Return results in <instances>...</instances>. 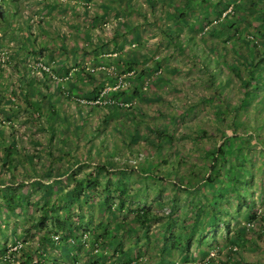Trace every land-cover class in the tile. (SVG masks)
Returning <instances> with one entry per match:
<instances>
[{
  "label": "rangeland",
  "instance_id": "1",
  "mask_svg": "<svg viewBox=\"0 0 264 264\" xmlns=\"http://www.w3.org/2000/svg\"><path fill=\"white\" fill-rule=\"evenodd\" d=\"M138 5L133 10L141 15V8L146 7V3ZM208 26L190 33V41L173 24L169 27L175 35L171 42L166 40L163 31L154 32L161 44L142 47L145 54L142 64L155 65L158 59L161 73L152 74L153 80L145 91L122 100L112 96V92H131L130 79L117 69V74L122 76L120 83L118 78L111 80L108 75L102 76L97 69L104 64L102 62L92 65L89 64L92 59L85 57L82 62L70 63L68 72L60 76L57 72L64 68L57 69L53 56V59L46 57L49 59H44L41 62L44 67L38 70L40 62H32V54L27 55L24 47H19V39H13L16 44L11 46L12 51L0 47L1 54L14 55V65L10 62L6 66L0 58V145L14 143L19 151L18 158L23 159L21 164L10 161V165L5 166V160L1 158L7 156L11 159L16 152L14 147H10L9 152L2 150L1 155L0 150V246L22 238L24 233L32 238L33 246L42 229L26 231L40 216L48 214L46 223L59 233L61 231L54 223L67 219L79 226L76 237L88 236L93 230H107L112 237L116 234L119 239L113 242V246L120 247L118 249L126 251L127 255L120 257L118 253L114 264H133L135 261L147 264L154 261L157 264L160 260L183 264L180 262L182 254L184 259L192 260L198 255V250L205 251L206 262L217 256L222 259L241 254L244 258H251V261L246 258V264H264V224L259 221V217L264 215V111L257 110L252 99L247 107H239L240 100L246 97L241 82L248 77L246 62L259 58L262 44L256 41L257 54L246 60L237 52L245 54V41L236 47L230 38L226 45L218 42L213 46L217 52L224 49L223 57L227 61L224 63L223 59L220 62L215 50L202 38L208 37L211 28L210 24ZM6 32L0 30L1 38H5L3 34ZM103 32L105 37L115 36L112 27L105 28ZM13 36H16L15 31ZM6 39L9 44L11 38L7 36ZM178 40L184 49L174 46ZM135 47H123V60L126 53L136 54L138 49ZM20 55H24V59L15 63L22 59ZM91 66H94V79L84 77L83 69L88 70ZM141 66V62L135 64L137 69ZM233 66L242 72L240 76L232 69ZM214 68L218 72L212 77L209 71ZM260 68V72L264 71V65ZM9 71L10 78H4V73L7 75ZM18 72L20 76L15 75ZM21 74L25 77L22 78ZM31 76L41 86L35 95L42 100L47 108L45 111L37 112L27 106L25 97H29V92L25 88ZM67 81L74 83L79 92L70 94ZM23 82L26 83L25 88H22ZM96 85L98 97L87 99L79 96L80 91L81 94L86 93ZM260 94H264V84ZM114 101L119 102L121 109L116 110L112 106ZM220 102L227 107L224 123L220 122L217 114ZM50 115L55 119L52 120ZM239 119L244 120V127L235 130ZM156 134H163L171 140L159 148L155 144ZM249 135L255 137L248 138ZM229 136H235V142H243L246 136V147L252 148L253 142L257 147H253L243 162L246 173L242 180L236 182L235 186H239L237 191L229 190L232 187L227 180L223 182V190L222 187L217 188L222 195L215 202L214 209L209 196L211 193L205 194L207 190L201 180L202 176L214 175L218 170L222 157L214 152ZM232 146L233 143L226 145L227 150H232ZM160 153L164 154L163 159L174 160L176 165L171 167L163 160L158 161ZM103 157L116 166L108 165ZM227 157L236 167L239 160L232 156V152H228ZM13 167L17 170L10 172ZM212 167H216L214 171ZM175 175H180L183 180H176ZM186 176L197 186L188 184ZM57 180L61 182L56 184ZM33 181L40 184H32ZM77 181L83 183L81 189L76 187ZM117 181L125 189V195L117 189ZM88 182L95 183L90 190L86 189ZM27 189L29 195H21L26 203L21 208L10 212L2 205L7 192L19 194L28 192ZM65 193L69 194L67 199L60 198ZM44 205L47 209L52 206L57 209L55 213H45ZM198 207L201 211L195 213L200 210ZM192 208L197 209L192 211ZM142 210L149 213L145 223L135 219L136 212ZM250 213H255L258 218L248 229L246 224ZM121 222L122 229L118 227ZM122 230H125L123 234ZM240 232L246 236L242 243L235 238ZM85 244L90 247L89 237ZM69 249L68 245L62 244L56 259L64 263L61 257H65L64 260L69 262L71 256L64 253ZM211 251H214L213 256ZM49 264L55 263L51 261Z\"/></svg>",
  "mask_w": 264,
  "mask_h": 264
},
{
  "label": "crops",
  "instance_id": "2",
  "mask_svg": "<svg viewBox=\"0 0 264 264\" xmlns=\"http://www.w3.org/2000/svg\"><path fill=\"white\" fill-rule=\"evenodd\" d=\"M253 1L254 0H218L214 2L210 0H30L28 2L27 0H1L0 30L7 32L3 34L5 38H1L0 35V47H6V49L12 51L11 46L16 44L13 39H19V47L22 49L24 47L27 55L32 54L34 59L32 61L33 63H41L44 59H49L46 57L53 59V56L56 59L57 69H61L60 67L64 68V70L58 71L57 75L63 76L65 72H68L67 67L70 63L76 61L82 62L85 60V57L91 58L92 60L90 61L96 60L99 63H120L122 61L121 57H124L122 54L123 47H130L133 43H136L139 52L142 51V53H144L142 47H156L161 44L160 39L153 34L154 32L163 31L166 33V40L168 41L169 33H167V31H170L169 27H171L172 24L178 26L179 31L185 36H188L193 30L197 32L199 26L203 23H206L207 26L210 24L213 38V41H211L212 45H216L218 42L224 40L228 42L229 38L233 39L232 41L235 47L240 45L239 43L243 42V40H249V38L250 40L253 39L252 41L254 43L258 41V43L263 45L262 41H264V39H262V35H264V29L261 28L262 26L259 23L260 18L254 16L257 17L254 19L251 16V11L246 10ZM255 1V5H258L259 8L262 7L263 3L261 1L263 0ZM138 3H140V5L146 3V7L141 8V15H138V12L133 10L139 6ZM230 5L233 7V15L222 17L223 11ZM180 14L183 16L177 19ZM112 23L113 25H110ZM225 24H231L232 26L226 29L224 26ZM107 25L109 26L105 27ZM110 27L114 30L115 36H113V38L111 36L105 37L103 32L105 28ZM200 30H202L201 27ZM14 31L16 36H13ZM249 31L253 34H250ZM47 35L49 36L46 37ZM7 36L11 38L9 39V41H12H10V45L6 42ZM122 44H124V46L120 49ZM251 44V41H247L246 44H244L246 46V55L248 54L247 50L250 48ZM32 47L35 48L33 49ZM9 54V59L5 60V62L8 63L6 66L9 65L10 62H12V64L14 62V60H12L14 57L13 53ZM24 55H20L22 59L15 63H21L24 59ZM9 74H11L10 71L7 73L8 76L2 73L6 79L10 78ZM15 75L20 76V72ZM21 77H25V74H21ZM32 77L34 76L30 77L26 88L24 86L26 83L23 82L22 85V88L27 89L28 92V85L35 82L32 80ZM35 85L41 88L39 84L35 83ZM66 85L70 84L67 83ZM38 99L39 97L35 98V100ZM57 104L58 102H56L55 105ZM4 146L14 147L17 152L14 143ZM10 172H12V170ZM5 211L7 212L6 208ZM239 234L240 235L235 238L236 240H241L242 243L246 239V236L244 233ZM22 237L26 236L23 235ZM62 244L68 245L66 241H62L60 245L56 244L55 246L49 244L52 248L49 250L44 249L46 257L44 255L40 256V259L43 261V263L40 264H49L51 261L55 264H62L63 262L61 260L58 261V258L56 259L58 255L57 250ZM68 246L70 247L69 251L67 250L64 253H68V255L71 256V260L68 262L64 260L65 257H61L64 264H114V261H116L113 259L114 257H109L110 255L101 256V258L96 261L93 257L95 254L92 251H84L81 245ZM121 251H123V253L120 257H125L127 255L126 251L122 249ZM53 255L55 256L52 257ZM206 255L205 251L198 250V255L194 259L186 260L184 259L185 255L182 254L180 262L183 264H246V258H248V261H251L249 256L244 258L241 254H234L232 256L222 257V259H219L217 256L206 262L204 261ZM60 256H62V254H60ZM152 264H155L154 261ZM157 264L171 263L166 260H160Z\"/></svg>",
  "mask_w": 264,
  "mask_h": 264
},
{
  "label": "trees",
  "instance_id": "3",
  "mask_svg": "<svg viewBox=\"0 0 264 264\" xmlns=\"http://www.w3.org/2000/svg\"><path fill=\"white\" fill-rule=\"evenodd\" d=\"M254 1H253V3H251L250 6L247 7L246 10L251 11V16L253 18H254V16H259V18H260L259 23L262 26L261 28L264 29V0L261 1L263 3V5L260 8L258 7V5H255L256 1L255 2ZM235 8H236V5H235ZM234 11H235V9H234ZM227 15H233V14H227ZM182 16H183L182 14L178 15L177 19L181 18ZM205 25H207V24L203 23L201 26H199L198 31H200V27L203 28ZM224 26L227 29V27L230 28L232 25L231 24H225ZM190 29H192V28H190ZM196 29H197V27H196ZM171 31L172 30L167 31V33H169V36H168V41L169 42H171L172 37L175 36L173 32L171 33ZM193 32H195V31L193 30L191 33H193ZM191 36H192V34H189L187 36V39L189 41L192 39ZM202 38L205 39V42H207L209 47H212L213 51L215 50L214 52L216 54L217 61L221 62V60H223V59L225 60V58L223 57L224 49L221 48L222 51L220 50V52H217L216 51V47L212 45L211 41H213V38H212L211 28L208 30V37L203 36ZM226 38H228V37H226ZM262 39H264V35H262ZM252 40H250V38H249V40H247V41H251V43H252L250 48L247 50L248 54L246 55V54H242L241 52H238L239 57H243V59L247 60L249 58H253V56L255 54H257V51L255 50L256 49L255 48V44H254V42ZM243 41L247 42L246 39L243 40ZM262 42H263V45H262L261 53L258 52L259 58L256 61L249 60V61L246 62V72H247L248 77L247 78L245 77V79H241V82L244 85V89H245L244 93H245L246 97H244V98H242L240 100L239 107H247V103H249V101H251V99H252V101L257 105V110H263L264 111V94H260L259 95V91L261 89V86L264 84V71L260 72V70H262L260 67H263V65H264V41H262ZM175 44L176 45H174V46H176V48H178L180 50L184 49L181 46V40H178V42H175ZM222 44L226 45V40L222 41ZM123 46H124V44H122L120 46V49H122ZM195 47H197V46H195ZM135 48H137V47H135ZM137 49H139V48H137ZM128 50L130 51V48H128L127 51ZM131 51L134 52L132 49H131ZM139 53H141V54H139ZM133 54L131 53V55H129V53H126V59L123 60L124 57H121L122 61L120 63L119 62H112L113 64H111V63H107V64L104 63L103 64V65H106V66L114 65L115 68L117 70H119L120 73H121V71L124 74L125 73H129L131 70H133L134 73H135V74H132L130 76L127 75L128 79H130V83H131V86H130V91L131 92H129V90L127 92L122 91V90H119L116 93L112 92V96H115V97L117 96V98H120L119 100L125 99L126 96L131 97L133 94L137 95L138 93L145 91V90L142 89V82L145 80L146 77H148L149 75L152 74V70L156 71L158 68H160V63H159L158 59L156 60L155 65L152 64V65H149V66H147V65L144 66L142 64V62H144L145 54H143L142 51L139 52V50H136V54H134V55ZM142 56H143V58H142ZM236 60H238V58ZM93 61L94 62L91 61L90 64L94 65V63L95 64L99 63L96 60H93ZM140 62H141V65H142L141 69H137L135 67V64L140 63ZM226 62L227 61L225 60L224 63H226ZM123 64L125 65V67L123 66ZM230 67H232V66L230 65ZM91 68H94V66H91ZM91 68H88V70H84L83 69V72L85 71L84 77L86 76V77H89V78L91 77L92 79H94L93 78L94 70H91ZM232 69H234V71L236 72V74L238 76H240L242 74V72L239 70V68L237 66L236 67L233 66ZM98 72L102 76H107L108 75L107 77H109V79H111V80L117 78L116 75L111 74V73L107 72L104 69H101V70L98 69ZM217 72H218L217 68H214L213 70L209 71L210 76H212V77L215 76L214 74H216ZM118 75H120V74H118ZM157 77H159V76H157ZM67 83L70 84V85H67V88L69 90L71 89L70 90V94H73V93H75L77 91L79 92L78 87L75 86L74 83H72L70 81H67L66 84ZM38 88H40V87L36 86L35 82L33 84L32 83L29 84L28 85L29 97L28 98L25 97V99L27 101L26 102L27 106L31 107L34 111L42 112V111H45V109H47V108H45V105L42 104V100L41 99L35 100V98L37 97L35 95V93L38 91ZM97 88H98V86L96 85V86H94L92 88V90L87 91L86 93H82V94H81V91H80L79 96H81L83 98H87V99L98 97L99 92L95 91ZM225 98L229 99V97H227V96H225ZM218 105L220 107V109L217 111L218 118L220 119L221 123H224L223 115H224V113H226L227 107L224 106V104L222 102H220ZM112 106H114V108L116 110L117 109H121V107L118 106V103L116 101H114ZM221 113H223V114H221ZM50 116H51L52 120L55 119L54 117H52V115H50ZM53 116H54V113H53ZM236 124H237V126H236L235 130L241 129V128L244 127V120H240L239 119ZM225 127L226 126L224 125L223 128L225 129ZM229 127H230V125H229ZM224 133L225 132H223V134ZM253 136L255 137V135H249L248 138H252ZM258 136H261V135H259V133H258ZM155 138H156L155 139L156 140L155 144L159 148L163 147V145L169 143L170 140H171V138H169L168 136H163V134L162 135L161 134H156ZM235 138H236L235 136L234 137L233 136H229L226 141H224L222 144H219L217 146L216 152H214L215 151V147H213L212 152H214L218 156L222 157L221 158L222 160L220 162L219 167L217 168L218 170L215 171L216 173L214 175H212L210 173L206 177L202 176L203 178L201 180V184L207 190L205 192V194L209 195V193H211L209 196H211V198H212L211 200L214 202V203H212V206H214V209H215V202H217L220 199L221 195H222L221 190L224 189L223 188L224 187V184H223L224 181L227 180L229 182V184H231L232 188L229 189L230 191H234V192L237 191V188L239 186H235V184H236L237 181L242 180V177H244V174L246 173V168L244 167V163L243 162L247 158V156L249 155V153L253 149V147H257V143L256 142H253V147L252 148L246 147L247 146L246 145L247 144L246 143V141H247L246 136L243 137V142H241V141L235 142ZM230 143H233L234 146H232V150L230 148H228V149H230V151H228L227 148H226V145H229ZM263 144H264V141H263ZM0 147H1V145H0ZM10 147L11 146L1 147V152L3 153L2 150H5L6 152H9ZM15 152H16V150H15ZM228 152H229V154H231V152H232V156H235V158L237 160H239L238 161L239 163L237 164L236 167H234L230 163L229 158L227 157ZM16 154L11 159L8 158L7 156H5V158H3V157L1 158L2 161L5 160L4 161L5 166L6 165H10V161H14L16 165H17V163L21 164V162H23L22 157L18 158L19 157L18 151L16 152ZM163 158H164V154L160 153L159 157H158V161L163 160L165 162V164H167V165H169L171 167L174 164L176 165V162L174 160L167 161L166 159H163ZM107 159L103 157V161L107 162L108 161ZM109 159L111 160L112 158L110 157ZM109 164L116 166V164L108 161V165ZM13 168H14V170H13ZM13 168L11 169L12 172H14L16 170V167H13ZM56 168H57V165H56ZM214 168H216V167H212L213 171L215 170ZM230 171L231 172L234 171L235 174L234 173L233 174L229 173ZM186 177L188 178V181H187L188 184H190L192 187L193 186H197L196 183L194 185V183L190 182L191 180H189V176H186ZM175 178L178 181H182L183 180L182 177H180V175H175ZM33 182H32V184H40L39 181H37V182L35 181L34 183ZM60 182H61V180L55 181L56 184L57 183L59 184ZM23 183H21V185H23ZM94 185H95V183L88 182L86 184V187H87L86 189L90 190L91 188L94 187ZM116 185H117V189L120 190L121 194L125 195V193H126L125 189L120 187L122 185L119 183V181L116 182ZM82 186H83V183L81 181H77L76 182V187L81 189ZM218 187H222L221 190L217 191ZM7 189L10 190V187H7ZM27 191L28 192H25V193L21 192L19 194H14L12 192L11 193L7 192V194L9 193V195L8 196H7V194L4 195V200L1 202L2 205H5L6 208L8 210H10V212H13V210H15L17 208H21L22 204H26L22 200L21 195H24V197L28 196L29 195V189H27ZM67 194L68 193H65L64 195H61L60 198L64 197V199H67V197L69 195V194L68 195ZM82 195H83V193H82ZM25 199H27V198H25ZM76 199L78 200L79 198H76ZM122 205H123V198H122L120 207H122ZM56 209L57 208H54L53 206L48 208V209L45 208V205L43 206V212H45V213H47L48 211H50V213H55ZM196 209L192 208V211H195ZM200 211H201V209L200 210L197 209L195 211V213H199ZM148 215H149V213L147 211H145V210L144 211L142 210L140 212L137 211L135 219L145 223L147 221V219H148ZM47 216H48V214L46 216L45 215L44 216H40V218H38V220H36L34 224H31V227L29 229H27V231H26L28 233V231L30 229H32V228H35L34 230L42 229V233L43 234H42V237L40 238V245L41 246H43L45 244H48V245L51 244V239H50L49 235L52 232H55L54 228H52V226L50 224L46 223ZM248 217L250 219L249 221H253L256 218H258L255 213L248 214ZM259 218H260L259 221H264V215H261V217H259ZM54 226L56 227V229H60V231L62 233V239L63 240H66L68 236H70V237L72 236V238L76 239L77 242L81 241V239H82L81 235L79 237L78 236L76 237V235L78 233V230L80 229L79 226H77V225L75 226L73 223L69 222L67 219L66 220H62V221H60V220L56 221L54 223ZM118 227L120 229H122V227H123L122 222L118 223ZM128 228H129V226H126V229H128ZM94 231L96 232V234H94ZM123 231L125 232V230H122V232H121L122 234L124 233ZM240 233L243 234L244 232H240ZM261 233H263V232H261ZM25 234L26 233H24V235ZM115 236H116V234H114L113 237L109 236V232L107 230H104V231L93 230L91 232V234L89 235L90 247L88 248V251L91 252L92 249L95 246H97V247H99L101 249L99 254L93 255V257L95 258L96 261L99 260L101 258V256L108 255V253H106V250H109V249H110L109 251H112L113 253L116 252V253H119L120 255L123 253V251H121V249H118L120 247L113 246V244H114L113 242H115L116 240L119 239V237L116 238ZM117 244H120V242L118 243V241H117ZM105 247H106V249H105ZM5 249H6V244H1L0 251H3ZM134 264H147V263H142V262H136L135 261Z\"/></svg>",
  "mask_w": 264,
  "mask_h": 264
},
{
  "label": "built area",
  "instance_id": "4",
  "mask_svg": "<svg viewBox=\"0 0 264 264\" xmlns=\"http://www.w3.org/2000/svg\"><path fill=\"white\" fill-rule=\"evenodd\" d=\"M210 1H217V0H210ZM233 13V7L232 5H230L227 9H225L222 13V17H225L227 14H232ZM132 46H135V44H131ZM6 53V52H5ZM115 55V54H114ZM9 59V55L6 54L3 58V60H8ZM91 62V61H90ZM89 62V64H90ZM42 68L44 67L41 63L40 66H37V68ZM97 69H104L107 72L116 75V77L118 78V83L121 82V74L118 75L116 72V68L114 65H110V66H106V65H101L99 66ZM91 70H94V68H91ZM155 75H159V73H161V68H158L156 71H153L152 74ZM133 72L130 71L129 73H126L127 75H132ZM149 75L148 77L145 78V80L142 82V89L146 90L149 85L151 84V81L153 80L152 77L153 75ZM151 76V78H150ZM119 104V102H118ZM122 104V102L120 103ZM260 219V218H259ZM254 221H248L247 222V228L249 229V227L251 228L254 223ZM261 223L264 224V221H261ZM42 231V230H41ZM41 234L38 235L37 239H35V241H33L34 245L32 246V241H30L32 238L31 237H22V238H16L15 240L11 241L6 244V249L0 252V264H40L43 263V261L40 259L41 255H44L46 257V252L44 251V249L49 250L52 248V246H55L56 244H61L62 241H66V243L68 245H81V248L84 251H88V248L86 247V241H87V237H89V235L87 236V234H84V237H82L80 242H77L76 239L72 238V236H68L66 240L62 239V234L59 232H52L49 237L51 239V244L52 246L45 244L43 246L40 245V238L42 237V232H40ZM32 236V235H30ZM85 244V245H84ZM110 250V249H109ZM106 250V253H112L110 254V256L114 257L113 259L116 260V256H118V253H113L112 251ZM101 251V249L97 246H95L92 249V252L97 255L99 254ZM90 252V251H88ZM115 255V256H114ZM210 255L213 256L214 255V251L210 252ZM39 256V257H38ZM64 264V263H62ZM134 264V262H133Z\"/></svg>",
  "mask_w": 264,
  "mask_h": 264
},
{
  "label": "clouds",
  "instance_id": "5",
  "mask_svg": "<svg viewBox=\"0 0 264 264\" xmlns=\"http://www.w3.org/2000/svg\"><path fill=\"white\" fill-rule=\"evenodd\" d=\"M0 5H1V0H0ZM5 55H6L5 52H2V54L0 53V58H1V61H2V62H5V60H3V58H4ZM6 64H8V63H6ZM41 64H42V63H41ZM38 70H41V67L38 68ZM39 72H40V71H39Z\"/></svg>",
  "mask_w": 264,
  "mask_h": 264
}]
</instances>
